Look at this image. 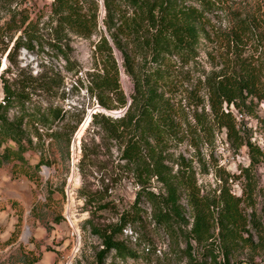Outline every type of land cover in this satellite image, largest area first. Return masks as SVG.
Masks as SVG:
<instances>
[{
  "label": "rangeland",
  "instance_id": "1",
  "mask_svg": "<svg viewBox=\"0 0 264 264\" xmlns=\"http://www.w3.org/2000/svg\"><path fill=\"white\" fill-rule=\"evenodd\" d=\"M261 1L230 0L224 12L212 16L214 28L210 38L203 36L196 58L174 69L177 75L169 95L177 107L178 128L165 146V163L172 173L190 166L192 170L186 172L194 173L196 184L191 190L210 206V231L198 238L193 232L195 212L186 187L178 191L183 220L173 218V230L155 219V208L145 196L134 209L142 187L139 170L122 159L120 144L93 121L95 113L116 118L126 108L106 111L86 89L98 35L84 38L71 34V64L67 65L49 46L53 0H0V102L5 83L16 92L29 93V99L12 106L8 115H23V128L33 140L23 161L10 160L0 167V264H97L104 245L91 225L108 229L123 213L133 210L138 212L136 221L128 222L118 238L135 255L118 257L112 250L105 264H189L190 255L201 264L264 262V155H256L250 172L241 173L249 166L252 152L246 146L236 147L226 129L218 125L204 86L207 74L219 69L224 52L214 32L226 30L233 13H252ZM14 13L17 24L26 20L25 27L37 31L39 42H32V49L20 46L10 62L8 53L21 33L7 31ZM98 15L100 30L105 15L101 3ZM115 55L122 63L121 55ZM44 79L48 82L45 87ZM120 83L129 99L133 82L123 69ZM251 106L249 111L231 109L244 138L264 151V102L254 99ZM50 109L66 112L65 120L44 123ZM80 117L82 122L77 125ZM52 131L58 136L51 138L48 133ZM9 145L15 146L13 142ZM148 185L153 192L166 194L156 177ZM222 188L244 199L240 204L247 221L244 238L226 241L220 233L218 207L213 203Z\"/></svg>",
  "mask_w": 264,
  "mask_h": 264
},
{
  "label": "trees",
  "instance_id": "2",
  "mask_svg": "<svg viewBox=\"0 0 264 264\" xmlns=\"http://www.w3.org/2000/svg\"><path fill=\"white\" fill-rule=\"evenodd\" d=\"M229 1L53 0L50 9L52 38L49 46L57 56L66 60L67 65L71 64L68 42L71 34L84 38L97 34L99 37L93 50L94 69L86 73L89 76L86 89L103 109L126 108V112L116 118L95 113L93 121L100 124L107 137L120 144L122 159L139 170L138 183L142 187L137 193L134 209L138 200L145 196L155 208V219L173 230V218L183 220L178 191L182 186L186 187L189 190L188 200L195 212L193 232L198 238L209 233L213 214L210 206L199 200L191 190L196 187L194 173L186 172L192 170L191 167L186 165L185 171L172 173L165 163V146L177 134L178 128L177 107L169 89L174 86L176 65L188 64L196 58L203 36L210 38V29L214 28L212 16L224 12ZM261 2L252 13H233L226 30L213 31L218 34L224 52L220 55L219 69L211 71L204 80L211 114L218 125L226 129L228 138L235 141L236 147L246 146L252 152L251 162L242 170L243 174L250 172L254 157L264 155V151L244 138L231 106L249 111L254 99L264 102V0ZM100 3L105 15L103 29L99 30ZM24 23L26 20L17 24L15 13L7 23V31H21L8 53L10 62L14 61L12 56L20 46L32 49V42H39L37 31L28 29ZM115 52L121 55L122 63L117 60ZM122 69L133 82L134 92L129 99L120 83ZM47 83L44 79L43 86ZM4 94L0 102V167L10 160L23 161V154L33 146L32 138L23 128L24 116L10 118L8 115L12 106L24 104L29 99V93L26 90L16 92L5 83ZM65 116L66 112L61 109H50L43 122L64 121ZM81 122L82 117L77 125ZM48 135L55 138L58 132L52 131ZM9 142L15 146L9 145ZM153 177L164 184L165 195L149 189L148 183ZM243 200L242 196L222 188L213 203L218 207L217 224L226 241L237 236L244 238L247 221L240 208ZM137 216L138 212L134 210L123 213L120 220L108 229L91 225L104 245L98 253L97 264H105L112 250L118 257L135 255L134 250L118 236L128 222L136 221ZM189 264L201 263L190 255Z\"/></svg>",
  "mask_w": 264,
  "mask_h": 264
},
{
  "label": "bare ground",
  "instance_id": "3",
  "mask_svg": "<svg viewBox=\"0 0 264 264\" xmlns=\"http://www.w3.org/2000/svg\"><path fill=\"white\" fill-rule=\"evenodd\" d=\"M105 110H106V109H105ZM106 111H109V110H106ZM87 122H88V118L86 119V121H85V122L83 123V125L81 126V129H80V131L78 132V134H80V132H82L81 130L83 129V127L86 126Z\"/></svg>",
  "mask_w": 264,
  "mask_h": 264
},
{
  "label": "built area",
  "instance_id": "4",
  "mask_svg": "<svg viewBox=\"0 0 264 264\" xmlns=\"http://www.w3.org/2000/svg\"><path fill=\"white\" fill-rule=\"evenodd\" d=\"M233 107V106H232Z\"/></svg>",
  "mask_w": 264,
  "mask_h": 264
}]
</instances>
